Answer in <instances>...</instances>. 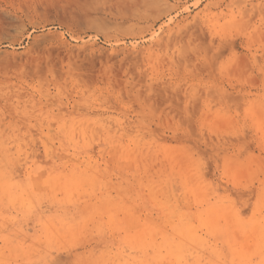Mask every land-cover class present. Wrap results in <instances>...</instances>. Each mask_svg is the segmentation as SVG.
<instances>
[{
    "label": "rangeland",
    "instance_id": "374dc122",
    "mask_svg": "<svg viewBox=\"0 0 264 264\" xmlns=\"http://www.w3.org/2000/svg\"><path fill=\"white\" fill-rule=\"evenodd\" d=\"M0 264H264V0H0Z\"/></svg>",
    "mask_w": 264,
    "mask_h": 264
}]
</instances>
